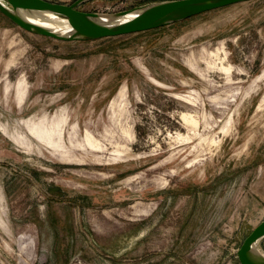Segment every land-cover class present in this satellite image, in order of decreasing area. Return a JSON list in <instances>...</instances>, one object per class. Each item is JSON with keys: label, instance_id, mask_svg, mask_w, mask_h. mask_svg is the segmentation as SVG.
Returning <instances> with one entry per match:
<instances>
[{"label": "rangeland", "instance_id": "1", "mask_svg": "<svg viewBox=\"0 0 264 264\" xmlns=\"http://www.w3.org/2000/svg\"><path fill=\"white\" fill-rule=\"evenodd\" d=\"M263 219L264 0L72 42L0 12V264H240Z\"/></svg>", "mask_w": 264, "mask_h": 264}, {"label": "water", "instance_id": "2", "mask_svg": "<svg viewBox=\"0 0 264 264\" xmlns=\"http://www.w3.org/2000/svg\"><path fill=\"white\" fill-rule=\"evenodd\" d=\"M93 0L65 4L49 0H0V12L20 28L59 41H91L134 34L184 21L200 13L247 0H162L115 12L84 11ZM264 219L237 249L240 264H264L259 247Z\"/></svg>", "mask_w": 264, "mask_h": 264}]
</instances>
